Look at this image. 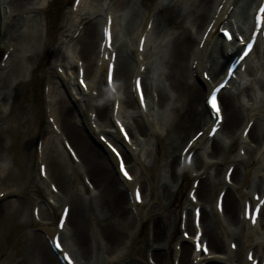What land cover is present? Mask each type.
<instances>
[{"label":"bare ground","instance_id":"6f19581e","mask_svg":"<svg viewBox=\"0 0 264 264\" xmlns=\"http://www.w3.org/2000/svg\"><path fill=\"white\" fill-rule=\"evenodd\" d=\"M51 2L0 0V48L10 53L5 63L0 62V189L5 193L0 201L8 198L0 206V214L21 208L26 212V222L33 226L27 207L29 200L37 201L41 218L38 228L46 229L52 237L59 231L53 221L55 206L61 211L65 204H71L60 233L75 264H174L175 260L178 264H195L194 260L202 254L196 253L184 236L177 238V233L184 210V230H189L193 242L197 231L194 207L201 204L203 240L211 248L203 260L208 264H250L247 255L254 250L261 262L264 209L255 226L243 212L247 199L260 189L264 192V75L250 69L255 78L247 86L250 94L245 93L247 88L220 93L225 139H211L207 131L213 118L204 97L222 78L231 57L229 51L238 42L228 43L211 31L200 46L213 21L214 27L224 24L249 38L254 27L252 10L258 0H111L106 6L108 0H81L77 10L72 7L55 27L46 13ZM220 5L223 7L219 11ZM108 14L113 17V45L117 52L116 94L107 85L108 60L100 56L102 28ZM150 20L153 23L148 30ZM118 25L124 37L117 40ZM52 28L54 33L49 37ZM145 32V51L140 53L139 41ZM57 34V45L52 51L51 40ZM261 42L249 57L259 50ZM43 64L50 65L45 73L49 90L44 104L55 121L42 130L41 152L28 153L39 132L40 104L28 103L21 108L20 94L34 81ZM80 66L84 68L88 90L78 82ZM261 66L264 68V61ZM60 67L64 75L57 70ZM205 71L211 82L203 76ZM135 75L143 76L147 110L141 108L133 90ZM241 94L248 97L247 102ZM117 99L119 114L132 136L131 145L125 144L115 125ZM89 112L97 114L95 120ZM250 119H254V124L244 138ZM55 124L59 129H54ZM203 129L207 131L189 150L195 149L192 164L182 165L183 149ZM96 134L98 138L107 134L119 147L134 180L122 177L116 156L95 138ZM138 134L143 135L142 139ZM69 139L76 160L65 149L64 141ZM17 141L22 142V147L13 156L10 152ZM237 145L240 150L245 149L244 155L235 152ZM34 155L41 161L39 173H31ZM43 162L47 163V178L41 176ZM23 165L26 173H22ZM231 165L235 168L232 183H228L225 175ZM81 175L90 177L93 190L79 182ZM195 179L200 180L196 204L184 196L189 186L190 190L193 188ZM52 183L56 190L51 188ZM137 184L143 189L142 206L129 193L131 190L134 196ZM42 188L49 197L47 203L40 194ZM223 189L227 192L222 219L217 197ZM27 191L28 201H23ZM24 240L30 247L28 255L18 258L17 253L4 257L5 247L0 243V264H62L45 234L31 231ZM232 242L237 244L236 250L232 249ZM178 244H182L179 249ZM147 256L153 257V263Z\"/></svg>","mask_w":264,"mask_h":264},{"label":"rangeland","instance_id":"374dc122","mask_svg":"<svg viewBox=\"0 0 264 264\" xmlns=\"http://www.w3.org/2000/svg\"><path fill=\"white\" fill-rule=\"evenodd\" d=\"M111 1V0H108ZM71 2L72 0H53V2H51V4L49 5V7H47V15L49 17H58V23H60V20L63 18V16L65 15V13H67V11L70 9L71 7ZM122 13V11L120 12ZM43 17H45V14H43ZM48 17V18H49ZM51 19V18H49ZM44 23V21H43ZM43 27V24H42ZM119 29V34H120V26H118ZM59 34H57L55 36V38H53L51 40V46L50 49L52 50L53 45L56 44L57 41V37ZM121 35L122 31H121ZM152 41L154 42V37L152 38ZM264 59L262 58V55L259 56L257 58H255L254 64L256 66L259 65V63L263 62ZM50 65L46 64V65H42L38 71H37V75L34 78L33 82H30V85H28L25 89V91L23 93L20 94V102L19 105L21 106V108L23 106H25L26 104L30 103V104H37L39 103V130L43 129L44 126L46 124H48V120H47V116L45 113V104H44V94H46V91L44 90V79H45V73L47 71V68H49ZM260 68V72H259V76L264 75V68L260 65L258 66V69ZM252 78V76H251ZM253 79V78H252ZM197 129V128H196ZM38 134V135H37ZM40 133L37 132L35 136H40ZM223 140L225 139L224 136H222ZM22 142L21 141H17L15 143V148L10 152L13 156H14V151L17 152V150L19 151V149L22 147ZM26 147L24 144V151H26ZM150 147L153 148V145H150ZM35 149V148H34ZM31 150V147L30 149ZM235 152L238 153L239 147L238 148H234ZM145 157L143 156L142 159H144ZM7 169V168H6ZM23 171L22 173H26L27 167L26 165H23ZM38 173V161L36 159V157L33 160V169L31 168V173ZM83 178L79 177V182L83 183ZM79 183V184H80ZM78 184V185H79ZM1 190V189H0ZM40 194L42 196V198L44 199L45 196L43 194V191H40ZM28 191L25 193V195L23 196L22 200L23 201H28ZM7 202V201H6ZM36 203V201L32 200V201H28V207H27V213L32 217V207L33 205ZM0 206H3L2 203H0ZM59 212V208L56 209V213H55V218H57ZM0 243L2 244V246L5 247V255L4 257H6L9 254L12 253H17L18 257L24 256L25 254L28 255V250H29V244L28 242L25 243V238H28V234L31 233V231H38L40 233H42L43 231L39 230V226L37 225L36 222H34L33 226L28 225V223L26 222V212L20 209H16L15 212H10L7 211L6 213H1L0 214ZM180 231H178L179 233ZM179 237H181V234L179 233L178 235ZM226 246L228 247V243H226ZM3 257V259H4ZM3 260H1L2 262Z\"/></svg>","mask_w":264,"mask_h":264},{"label":"snow or ice","instance_id":"6c2138e0","mask_svg":"<svg viewBox=\"0 0 264 264\" xmlns=\"http://www.w3.org/2000/svg\"><path fill=\"white\" fill-rule=\"evenodd\" d=\"M80 0H77V4H79ZM261 13H264V8L261 9ZM111 23V18H109V24ZM109 32V39H111V31L110 29L108 30ZM231 35L229 34V39H231ZM241 40V43H244L243 41V38L241 37L240 38ZM248 48H249V51L251 50V44L248 45ZM248 55V52H244V56H247ZM241 59H243V57H241ZM110 79V78H109ZM81 83H83V81H81ZM85 87H87L85 85ZM224 87V84H221L219 87H217L216 89H214L211 93V100H210V103H211V107L215 110V115H216V118L218 121H221L222 120V116H221V109L220 107L218 106V102H217V93L220 92V90ZM142 98V96H141ZM218 127V125H217ZM217 131V128H213L211 130L212 134L215 135V132ZM246 134V133H245ZM125 135H127V133H125ZM125 176H128V173L125 171ZM129 179H131V176H128ZM54 187V186H53ZM0 195H3L2 193H0ZM137 198L139 199V193H137ZM193 199H195V196H193ZM197 213H198V210H197ZM60 227H63V224L61 223L60 224ZM57 247H60V244L57 242ZM233 247H235V245H233ZM205 250L206 247H205ZM252 257L250 256L249 259H251Z\"/></svg>","mask_w":264,"mask_h":264}]
</instances>
